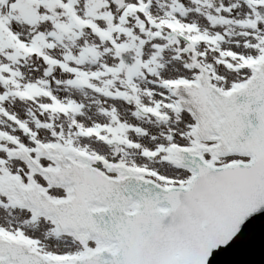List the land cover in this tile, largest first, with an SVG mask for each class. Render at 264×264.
<instances>
[{"label":"snow or ice","instance_id":"snow-or-ice-1","mask_svg":"<svg viewBox=\"0 0 264 264\" xmlns=\"http://www.w3.org/2000/svg\"><path fill=\"white\" fill-rule=\"evenodd\" d=\"M264 213V0H0V264H209Z\"/></svg>","mask_w":264,"mask_h":264},{"label":"water","instance_id":"water-1","mask_svg":"<svg viewBox=\"0 0 264 264\" xmlns=\"http://www.w3.org/2000/svg\"><path fill=\"white\" fill-rule=\"evenodd\" d=\"M209 264H264V213L247 221L227 247L213 253Z\"/></svg>","mask_w":264,"mask_h":264}]
</instances>
